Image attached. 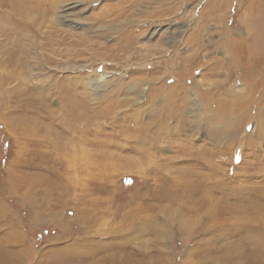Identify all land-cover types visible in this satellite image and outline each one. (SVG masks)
<instances>
[{"label": "rangeland", "instance_id": "374dc122", "mask_svg": "<svg viewBox=\"0 0 264 264\" xmlns=\"http://www.w3.org/2000/svg\"><path fill=\"white\" fill-rule=\"evenodd\" d=\"M42 24L0 27L27 54L0 80V264L248 253L237 224L264 225V0H62Z\"/></svg>", "mask_w": 264, "mask_h": 264}, {"label": "bare ground", "instance_id": "6f19581e", "mask_svg": "<svg viewBox=\"0 0 264 264\" xmlns=\"http://www.w3.org/2000/svg\"><path fill=\"white\" fill-rule=\"evenodd\" d=\"M61 1L62 0H0V27L2 30L6 31L8 33H9V29L5 30V27H4L5 24L11 25L12 28H25V29H29V30H31L32 28L39 29L44 24V23L42 24V20L44 19V21H45V18L48 17V14L50 13V11L52 9H54L55 7H57V5ZM21 17L23 20L22 19L20 20ZM30 20L32 22H30ZM40 29H42V28H40ZM32 32L34 33V31H32ZM15 42H16V44H10L9 45L8 44L9 42L7 43L6 41H4V44L6 46H4L3 43H0L1 47H3V49L0 51V64L2 63V64H5V65H8L11 67V69L9 71H4L3 69H0V80L5 79V78L14 79V77H13L14 72L12 71V67L18 68V67H20L19 63H21V62L26 63L27 62V54H23L26 51V47H21L22 46L21 44L18 45L17 44L18 41H15ZM14 71L16 72V70H14ZM18 78L19 77H17V79ZM16 87H18V86H15V87L13 86L12 88L15 90ZM24 89H26V87H22V90H24ZM160 124H162V123H160ZM104 157H106V156H104ZM121 158H122V156H121ZM129 160H131V159H129ZM124 161H125V158H124ZM114 162H116V161H114ZM108 163H109V161H108ZM106 166H108V164ZM121 166H124V165H121ZM111 168H113V167H111ZM117 170H119V169L117 168ZM169 182H171L170 179H169ZM204 193H207V191H205ZM196 208H200V207H196ZM209 208H212V207L209 206ZM212 209H213V211L209 215L210 217L214 218L212 220L213 221L212 223L216 226H221V227L223 226V224H226V223L228 225L229 220L225 221V219L222 220V219L218 218L217 213H219V210H217L216 208L215 209L212 208ZM210 212L211 211H209L208 213H210ZM240 212H243V211L240 210ZM253 218H255V217L253 216ZM237 225H239L238 227H240V226L242 227L239 229H242V231L244 232V240L247 243H249V246H250L246 249L250 250V251L248 253H245L243 250H239V253L235 256V257L239 256V260L237 261L234 257L231 261V264H264V225H262L260 227H256V229H254L252 226L247 225V224L244 225V224L240 223ZM238 247H240V246H238ZM236 248H237V246H236ZM225 250H227V249H225ZM223 256H225V255H223ZM223 256H222V259H225V257H223ZM216 259L218 260V258H216Z\"/></svg>", "mask_w": 264, "mask_h": 264}]
</instances>
